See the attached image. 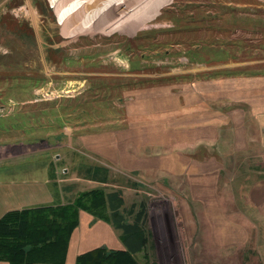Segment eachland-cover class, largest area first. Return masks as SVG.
Listing matches in <instances>:
<instances>
[{"label": "rangeland", "instance_id": "374dc122", "mask_svg": "<svg viewBox=\"0 0 264 264\" xmlns=\"http://www.w3.org/2000/svg\"><path fill=\"white\" fill-rule=\"evenodd\" d=\"M244 75L264 76V0H0V165L38 159L47 200L61 194L52 206L113 189L126 208L144 202L148 241L136 264H159L153 212L163 235L170 223L176 264H264V114L247 138L224 126L208 147L169 146L187 154L190 175L96 167L100 141L121 140L160 95L176 106L182 84ZM212 153L217 172L196 174Z\"/></svg>", "mask_w": 264, "mask_h": 264}, {"label": "crops", "instance_id": "0c3cea01", "mask_svg": "<svg viewBox=\"0 0 264 264\" xmlns=\"http://www.w3.org/2000/svg\"><path fill=\"white\" fill-rule=\"evenodd\" d=\"M182 85H186L184 87L187 90L182 89L179 92L178 89L175 93L179 102L183 99L181 104L176 102V106H172L173 99L164 103L162 99L164 96L160 95L158 97L160 105L146 113H136L137 117L141 118L130 123L129 128L119 133L121 140L110 138L101 140L103 151L100 152L102 159L98 165L107 168L115 165L136 174L155 175L162 171L177 170L190 175L191 163L187 154L185 155L181 149L182 152L171 153L168 151L169 146L202 144L208 147L219 141L220 130L224 126L230 128L229 133L234 140L247 138L248 130L257 133L260 129V125L255 121L258 123L259 114H264V76H222L198 79L192 84ZM176 87L180 88L179 85ZM247 120L254 124L251 127L248 124L247 127L241 126ZM230 124L232 126H229ZM240 129L243 134L239 132ZM86 147L95 149L94 146L85 145ZM38 161L37 159L36 165L27 163L0 165V217L10 210L63 203L60 200L61 194L56 191H54L56 198L47 200L45 168L39 165ZM215 163L219 165L215 154L212 153L210 157L206 156L197 163L194 170L197 173H194H216L218 165ZM9 164H12V159L9 160ZM28 173L33 174L31 176L36 178L35 182H26V185L20 188L8 186L7 181L13 180L14 176L20 178L19 176ZM21 195L22 197L16 198ZM122 197L124 200L123 194ZM78 216V224L69 239L64 264H75L79 254L95 247L124 249L120 230L109 221L84 210L79 211ZM157 219L154 212L149 214L147 219L152 232L150 241L154 243L155 256L159 264H167L170 259L176 264L175 235L169 228L170 223L166 219L167 234L164 236ZM0 264L9 263L6 259H0Z\"/></svg>", "mask_w": 264, "mask_h": 264}, {"label": "trees", "instance_id": "16d2710c", "mask_svg": "<svg viewBox=\"0 0 264 264\" xmlns=\"http://www.w3.org/2000/svg\"><path fill=\"white\" fill-rule=\"evenodd\" d=\"M96 167L106 170L103 165ZM82 198L78 196L64 206L40 205L5 212L0 217V259L9 264H64L82 209L119 229L124 249L95 247L79 254L75 264H136L132 255L148 241L144 202L138 209L134 203L126 208L121 189L94 191L89 204ZM98 208L101 213L95 210Z\"/></svg>", "mask_w": 264, "mask_h": 264}]
</instances>
